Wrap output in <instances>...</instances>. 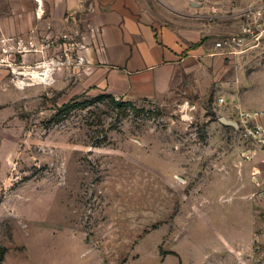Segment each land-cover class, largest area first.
<instances>
[{"label": "rangeland", "instance_id": "obj_1", "mask_svg": "<svg viewBox=\"0 0 264 264\" xmlns=\"http://www.w3.org/2000/svg\"><path fill=\"white\" fill-rule=\"evenodd\" d=\"M88 13L13 37V0H0L1 264H232L221 236L244 203L217 180L264 166L219 122L236 113L216 92L127 103L94 91Z\"/></svg>", "mask_w": 264, "mask_h": 264}, {"label": "crops", "instance_id": "obj_2", "mask_svg": "<svg viewBox=\"0 0 264 264\" xmlns=\"http://www.w3.org/2000/svg\"><path fill=\"white\" fill-rule=\"evenodd\" d=\"M156 2L13 0V37L34 30L36 21V29L45 34L48 29L60 32L68 19L88 10L98 30L96 46L87 48L94 91L127 103L183 90L216 92L229 101L232 115L237 108L246 110L249 102L264 113V31L258 45L247 50L216 47L239 31L242 21L236 15L264 5V0ZM23 16L29 22H23ZM261 25L264 29V20ZM2 30L0 23V37ZM261 122L264 126V116ZM232 173L218 179L217 187L232 191L233 198L244 203L243 221L234 235L221 238L232 264H264V166L241 163Z\"/></svg>", "mask_w": 264, "mask_h": 264}, {"label": "built area", "instance_id": "obj_3", "mask_svg": "<svg viewBox=\"0 0 264 264\" xmlns=\"http://www.w3.org/2000/svg\"><path fill=\"white\" fill-rule=\"evenodd\" d=\"M242 21L239 31L229 35L216 44L218 49L233 48L237 51H244L251 46L255 47L260 42L264 29H261V22L264 20V5L260 4L248 8L235 16ZM250 41L254 44L250 45ZM218 107L230 108L229 101L223 97L217 99ZM264 116L260 111H246L237 108L236 117L232 118L237 128L234 132L239 134L247 144L241 157L244 162L253 161L256 157L264 164V126L261 122Z\"/></svg>", "mask_w": 264, "mask_h": 264}, {"label": "water", "instance_id": "obj_4", "mask_svg": "<svg viewBox=\"0 0 264 264\" xmlns=\"http://www.w3.org/2000/svg\"><path fill=\"white\" fill-rule=\"evenodd\" d=\"M220 122L225 126L237 128V124L233 120L227 119L226 117H221ZM0 264H1V262H0Z\"/></svg>", "mask_w": 264, "mask_h": 264}, {"label": "trees", "instance_id": "obj_5", "mask_svg": "<svg viewBox=\"0 0 264 264\" xmlns=\"http://www.w3.org/2000/svg\"><path fill=\"white\" fill-rule=\"evenodd\" d=\"M109 97H111V96H109ZM111 98L113 99V101H115V99L113 97H111ZM115 104H116V102H115ZM62 111L63 112H68L69 111V107L68 106H64Z\"/></svg>", "mask_w": 264, "mask_h": 264}, {"label": "bare ground", "instance_id": "obj_6", "mask_svg": "<svg viewBox=\"0 0 264 264\" xmlns=\"http://www.w3.org/2000/svg\"><path fill=\"white\" fill-rule=\"evenodd\" d=\"M37 73V72H36Z\"/></svg>", "mask_w": 264, "mask_h": 264}]
</instances>
